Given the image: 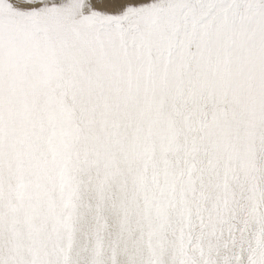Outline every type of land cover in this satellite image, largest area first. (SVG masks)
I'll list each match as a JSON object with an SVG mask.
<instances>
[{
    "label": "snow or ice",
    "instance_id": "obj_1",
    "mask_svg": "<svg viewBox=\"0 0 264 264\" xmlns=\"http://www.w3.org/2000/svg\"><path fill=\"white\" fill-rule=\"evenodd\" d=\"M0 264H264V0H0Z\"/></svg>",
    "mask_w": 264,
    "mask_h": 264
}]
</instances>
